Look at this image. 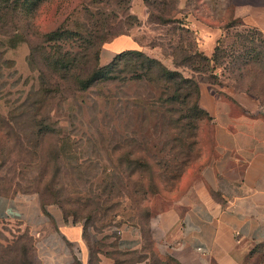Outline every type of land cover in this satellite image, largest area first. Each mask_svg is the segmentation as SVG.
<instances>
[{"label": "rangeland", "instance_id": "rangeland-1", "mask_svg": "<svg viewBox=\"0 0 264 264\" xmlns=\"http://www.w3.org/2000/svg\"><path fill=\"white\" fill-rule=\"evenodd\" d=\"M243 3L258 4L264 0L185 2L184 11L202 23L228 27L225 36L218 40L215 63L220 76L207 71L192 75L198 84L264 91V54H254V45L261 38L233 18L234 8ZM125 5L140 22L128 34L147 46L155 45L158 56L169 59V66L158 59L161 64L180 69L182 76L188 77L191 71L175 66L172 60L179 62L182 56L177 45L186 54L187 43L189 49H197L196 39L190 40L173 30L170 23L156 26L148 23L146 17L141 19L142 0H0V195L34 193L33 186L42 173V184L50 181L63 187L62 208L70 220L85 222L89 242L100 236L115 206L120 205L117 212L124 219L129 213L125 206H134L140 222L145 223L141 225L143 249L150 251L152 238L147 225L152 207L158 206V199L163 198L162 203L180 194L182 179L205 162L207 116L196 112L187 129L180 122L171 121L182 114L181 106L161 107L160 101L146 105L151 91L136 81L97 84L77 96L69 94L66 84H60L55 92L51 85L53 73L42 67L44 60L49 62L46 52L51 55L55 49H59L64 60L72 58L79 66H104L98 62L101 41L115 37L114 16L119 17ZM54 37L60 40H50ZM188 61L198 71L205 69L196 56ZM42 93H60L62 97L42 99ZM121 94L130 100L126 106L119 100L110 102L115 99L112 96ZM163 95L162 92L159 97ZM157 97L156 91L154 98ZM162 112L168 116L164 120L159 117ZM124 115L127 120H123ZM54 129L59 133L51 132ZM125 135L128 136L123 139ZM17 139L33 148L18 152ZM19 245L32 253L33 241L28 236L0 238L1 259H11Z\"/></svg>", "mask_w": 264, "mask_h": 264}, {"label": "crops", "instance_id": "crops-1", "mask_svg": "<svg viewBox=\"0 0 264 264\" xmlns=\"http://www.w3.org/2000/svg\"><path fill=\"white\" fill-rule=\"evenodd\" d=\"M186 1L177 0V7L198 51L210 58L228 27L197 20L184 11ZM233 18L264 38V3L239 4ZM126 49L169 66L156 47L132 34L105 41L98 62L105 65ZM213 74L220 76L218 67ZM198 106L209 127L206 159L182 179L180 194L152 207V250L143 249L140 225L119 217L89 242L85 222L64 218L58 205L42 203L36 193L0 195V238L30 237L37 264H264V91L199 83Z\"/></svg>", "mask_w": 264, "mask_h": 264}, {"label": "trees", "instance_id": "trees-1", "mask_svg": "<svg viewBox=\"0 0 264 264\" xmlns=\"http://www.w3.org/2000/svg\"><path fill=\"white\" fill-rule=\"evenodd\" d=\"M121 1V0H116ZM125 2H128V0H125ZM143 6L146 11V20L148 23L156 26L160 25H166L168 23L172 24V29L178 31L179 33L182 32L183 35L190 40H195L194 33L192 30H190L187 27V22L185 21V14H182V12L177 7V0H142ZM129 6L125 5L121 12H119V17L116 15L114 16L115 22H114V29L115 32L113 33L114 36L118 35H127L129 33V30L132 29L134 26H138L140 23L138 18L135 14H130ZM181 16V18H180ZM252 30V29H251ZM254 31V30H253ZM256 32V31H255ZM258 37L260 35L256 32ZM52 35H57V32H52ZM51 37V36H50ZM264 40V38L260 37ZM59 41V37L56 38H50V40L53 41ZM258 40V44L254 45V54L255 57H257L259 54H264V44L262 40ZM218 40L216 43V46L214 48V52L210 58H207L204 56L198 49L195 48V50L189 49L190 44L187 43L186 51L188 54L185 53V50L182 48L181 45H177L181 51V58L178 61L172 60L175 66H181L184 68H188L191 71V74L186 77L182 76L181 72L176 69H169L163 64H161L158 59L154 57H148L147 55H144L140 52V50L135 49H126L117 52L114 54L112 60L107 63L106 65L102 67H98L96 65H90L88 67H85L83 65L79 66L78 61H75L74 59L70 60H64L62 56H60V51L55 49V51H52V54L50 55L49 51L46 52L48 63L44 62L42 63V67L49 71L50 74L53 73L54 80L51 83L52 87H54L55 92H57V88L60 86V84H66L65 86L69 87V94H73L77 96L80 92L86 91L90 89L92 86H96L97 84L101 83H109V82H119V83H125V82H142L144 85L151 91L149 94H147V103L146 105L153 106L154 101L155 103L160 101L159 105L161 104L164 106H169L170 104H176L181 106L180 111L182 114L176 116L171 121L180 122L183 124V126H186L188 129L189 124L193 120V114L200 113L206 115V113L198 106V83L194 80L192 75H198L205 71L207 73L211 74L212 76H215L213 74V71L215 67H217L215 61L217 60V51H218ZM104 41H101V44H103ZM247 43L250 46H253L252 43L247 41ZM100 44V46H101ZM155 45H151L150 47H154ZM249 46V47H250ZM258 54V55H257ZM261 55V56H262ZM196 56L199 60L203 61V65L205 66L203 71H198L196 68L192 67V64L190 61H188L189 58ZM239 56V55H238ZM173 57V55H172ZM46 60V61H47ZM75 61V62H74ZM236 89H244L246 91H258V89H253L251 87L246 88H237L235 85H232ZM66 88V87H65ZM64 88V89H65ZM61 89V88H60ZM42 90V89H40ZM47 90V89H45ZM158 92V97L154 98V92ZM163 92V97L159 95ZM60 94V93H59ZM57 94L56 96L53 94L52 96H44L42 93V99H52L55 97H58L59 100L60 96ZM141 96H143L141 94ZM145 96V95H144ZM62 97V96H61ZM112 99L110 102L115 104L117 100H119L123 105L126 106L128 103L129 98L126 96H112ZM146 97V96H145ZM105 100V98H99V101ZM144 102V101H143ZM153 102V103H152ZM145 103V102H144ZM41 107V106H40ZM39 107V109H40ZM113 107V106H111ZM38 109V110H39ZM123 113V111H120ZM112 115H114V110H112ZM45 117V116H44ZM163 120L167 118L168 116L166 113L162 112V115H159ZM39 120H41L39 118ZM123 120H127V117L124 115ZM108 122L113 121L107 120ZM51 131V130H50ZM51 132L59 133L57 130H52ZM98 133V132H97ZM173 133V132H172ZM128 135L122 136L123 139H125ZM16 143V149L18 152H26L27 149H32L33 146H26L23 141H19L18 139L15 141ZM26 149V151L24 150ZM56 156L58 155V149L57 147L54 148ZM127 156L128 154L125 153ZM131 161V160H129ZM26 163H31L30 161H26ZM42 173L38 174V180L37 184L40 185V187H36V183L33 186V192L37 193L40 201L42 203H54L58 205L62 211V214L65 217L67 215L65 214L62 205H61V196L63 195V187L61 185H54L52 182L48 181L44 184H42L41 181ZM31 190V191H32ZM126 203V202H124ZM125 205V204H123ZM120 206V205H119ZM119 206H115V211L113 212L110 220L108 221V225L112 223V221L119 217V221H130L133 220L137 224L145 225V223H141L139 218V214L136 212V207H131L130 205L125 206V210H128V216L126 219H124L120 214H118L117 210ZM99 208V207H98ZM103 218V217H102ZM89 220V219H88ZM73 221H76L74 219ZM85 227V226H84ZM24 235L25 234H20ZM12 242V241H11ZM10 245V244H9ZM93 245V244H92ZM95 245V244H94ZM90 249L92 246L90 245ZM29 252V253H27ZM12 258L7 260H2L0 257V264H37L36 261L33 258L32 253L28 250V248H23L21 245L19 247L15 248V251L12 252ZM70 264H80L77 261H73Z\"/></svg>", "mask_w": 264, "mask_h": 264}, {"label": "built area", "instance_id": "built-area-1", "mask_svg": "<svg viewBox=\"0 0 264 264\" xmlns=\"http://www.w3.org/2000/svg\"><path fill=\"white\" fill-rule=\"evenodd\" d=\"M118 232V231H117Z\"/></svg>", "mask_w": 264, "mask_h": 264}]
</instances>
